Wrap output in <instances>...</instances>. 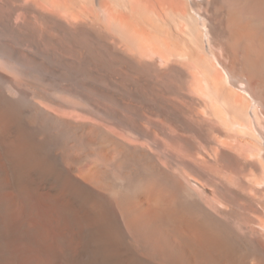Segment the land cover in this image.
Returning <instances> with one entry per match:
<instances>
[{"label":"bare ground","instance_id":"6f19581e","mask_svg":"<svg viewBox=\"0 0 264 264\" xmlns=\"http://www.w3.org/2000/svg\"><path fill=\"white\" fill-rule=\"evenodd\" d=\"M0 264H264V0H0Z\"/></svg>","mask_w":264,"mask_h":264}]
</instances>
